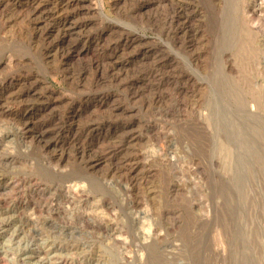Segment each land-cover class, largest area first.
<instances>
[{
    "label": "rangeland",
    "instance_id": "374dc122",
    "mask_svg": "<svg viewBox=\"0 0 264 264\" xmlns=\"http://www.w3.org/2000/svg\"><path fill=\"white\" fill-rule=\"evenodd\" d=\"M0 264H264V0H0Z\"/></svg>",
    "mask_w": 264,
    "mask_h": 264
}]
</instances>
